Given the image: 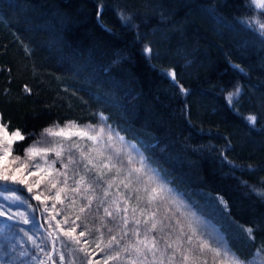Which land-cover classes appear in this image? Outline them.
Wrapping results in <instances>:
<instances>
[{
    "label": "trees",
    "instance_id": "trees-1",
    "mask_svg": "<svg viewBox=\"0 0 264 264\" xmlns=\"http://www.w3.org/2000/svg\"><path fill=\"white\" fill-rule=\"evenodd\" d=\"M121 11L133 17L130 24L121 22ZM261 11L246 8L244 0H0V120L9 131L31 134L13 155L23 156L46 127L67 121L83 127L103 113L195 214L242 256L252 257L264 245V199L247 186L264 184V39L240 20ZM258 18L264 22V15ZM146 44L154 49L151 58L143 52ZM167 69L175 71L177 84ZM236 85L242 93L230 105L226 96ZM249 115L258 117L254 126L245 119ZM43 186L51 197L46 204L55 208L45 213L41 207L34 214L47 237L57 222L71 227L63 224L64 217L75 219L86 201L61 204L46 180L33 193ZM31 195V204L38 206ZM97 204L80 214L91 229L81 239L89 241L84 246L93 264H104L110 250L101 248L109 233L101 227L98 248L95 229L103 208ZM53 215L49 229L45 221ZM5 220L0 218V250L14 234ZM77 223L78 233L84 223ZM240 225L253 227L254 241ZM45 245L52 249L51 240ZM75 259L81 264L83 254ZM254 264H264V253Z\"/></svg>",
    "mask_w": 264,
    "mask_h": 264
},
{
    "label": "snow or ice",
    "instance_id": "snow-or-ice-1",
    "mask_svg": "<svg viewBox=\"0 0 264 264\" xmlns=\"http://www.w3.org/2000/svg\"><path fill=\"white\" fill-rule=\"evenodd\" d=\"M253 5L256 10H264V0H244L246 8L251 9ZM118 15L122 23L132 22L131 15H126L123 11ZM262 15L264 11L257 13L256 18H241L240 22L264 39V22L258 18ZM100 16L101 10H98V20ZM143 52L146 57L151 58L154 49L146 44ZM234 67L243 71L240 65ZM165 74L171 77L174 84L178 83L174 70L167 69ZM25 90L30 91L27 88ZM180 90L182 93L188 91L183 86H180ZM241 93L242 88L239 85H236L232 92H228L226 99L229 104L234 105ZM96 116L95 124L88 123L83 127L75 121H67L63 127L54 124L44 128L41 137L24 148L23 156L13 153L22 146L18 142L24 141L31 134L26 136L21 130L9 133L7 126L0 120V218H6L4 226L14 231L9 247L13 256L9 264H76V253L83 254L81 264H93L84 246L89 241L81 239L88 236L91 229L83 222L80 214L91 209L96 201L97 208H103V215L99 217L100 226L95 229L99 233L98 248L104 239L101 227H106L109 233L107 242L101 248V251L110 250L104 264H108L109 260L120 264H208L207 254H211L213 264H254L257 255L264 253V245H261L252 257H244L221 234L206 236L194 226L193 221H182L180 217L186 216V213L181 211L183 202H177L171 197L172 189L167 186L166 180L160 178L157 182L156 176L148 175V172L152 171L147 165L149 158L137 149L140 159L136 160L123 146L125 137L107 124L103 113H97ZM245 119L254 126L258 117L249 115ZM44 136L54 137L56 141L39 147ZM132 148H136V145L132 144ZM50 154L55 158L52 159ZM7 158L11 159L4 163ZM57 163L59 168L56 167ZM29 177L38 178L29 182ZM45 180L50 185L48 191L57 189L55 199L61 204L66 199H71L73 206L79 200L86 203L79 207L80 214L76 215L75 219L70 221L68 216L64 217L63 224L71 223V227L63 228L61 222H57L55 229L46 230L47 237L42 236L40 242H37L35 234L39 233L42 226H37L35 215L29 212L40 211L41 207L43 211H48L46 201L51 197L45 196L43 192L33 194V187L39 188ZM69 180L72 185H69ZM242 183L247 185V181ZM16 185L26 188L27 192L32 194L31 199L38 201L39 205H31L28 198L22 195L23 188L12 187ZM121 185L127 195L119 191ZM247 186L257 197L264 199V184L259 188ZM114 187L117 191L109 200ZM97 189L102 191V195L98 194ZM69 192L73 194L72 197L68 196ZM133 198L136 202L134 205L130 204ZM219 199L227 207L223 198ZM169 205L175 207V212H180V217L175 215ZM22 206H27L28 211H20ZM161 206L164 209L163 216H160ZM52 207L55 208V204ZM53 220L55 215L45 221L49 229L52 228ZM166 220L175 221V224H165ZM77 221L84 223V230L78 233L77 229L81 224ZM20 225H30V228L25 229ZM239 227L248 240H255L253 227ZM114 231L116 234H113ZM60 235L65 237L66 241L60 240ZM24 238L30 247L25 245L17 248ZM45 240L52 241L51 250H48ZM57 241L61 244L59 249L56 247ZM66 242L74 247L68 248ZM54 256L58 259H54Z\"/></svg>",
    "mask_w": 264,
    "mask_h": 264
},
{
    "label": "rangeland",
    "instance_id": "rangeland-1",
    "mask_svg": "<svg viewBox=\"0 0 264 264\" xmlns=\"http://www.w3.org/2000/svg\"><path fill=\"white\" fill-rule=\"evenodd\" d=\"M9 131V130H8ZM11 131H9V133H10ZM46 138H49V139H45V140H43V143H41L40 145H38L39 147H45V146H48V145H50V144H52V143H54L55 141H56V138H54V137H46ZM73 139H75V137H73ZM132 142L131 141H129V140H127V139H125L124 140V142H123V146L126 148V150H128V151H130L135 157H136V160H139L140 159V156H139V152L137 151V147L136 148H132ZM50 156H51V154H50ZM51 158L52 159H54L55 157L54 156H51ZM40 163L42 164L43 162L42 161H40ZM137 166H139V165H137ZM148 168H150V169H152L150 166H148ZM147 170V169H146ZM123 175V174H122ZM148 175H152V176H156L157 177V182H159V180H160V176L158 175V173L157 172H155L153 169H152V171H150V172H148ZM38 177H35L34 178V180H36ZM169 188H170V186L169 185H167ZM12 187H18V188H21V186H18V185H16V186H12ZM45 189V187L43 186V187H41L40 189H39V191H37L36 193H38V192H43L44 193V195L46 194V192H44L43 190ZM170 189H172V188H170ZM56 191H57V189H54L53 190V195H55L56 194ZM119 191L120 192H122V193H124V195H127V191L126 190H124L123 189V186L121 185L120 186V188H119ZM36 193H33V194H36ZM4 195H10V193H4ZM22 195L23 196H25V197H27L28 198V200H29V203L31 204V202H30V197L28 196L29 195V193L27 192V189L25 188V189H23L22 190ZM171 197H173L177 202H183V199L179 196V194H177L173 189H172V192H171ZM43 197V196H42ZM41 197V198H42ZM0 201H2V198H0ZM136 202H135V199L133 198V200L130 202V204H132V205H134ZM183 204H184V207L181 209V211H183V212H185L186 213V216L185 217H180V212H175V207L174 206H172V205H169V207H172L173 208V211L175 212V215L177 216V217H180V219L182 220V221H185L186 222V220H191V221H193V223H194V226L200 231V232H203V233H205V235L206 236H208V235H212V236H215V235H217V234H219L218 232H217V230L215 229V227L214 226H212L211 224H209V222H207V221H205L203 218H201L200 216H198L197 214H195L184 202H183ZM32 205V204H31ZM46 206H47V208H48V211L47 212H45V211H43V209H42V212H45V213H50V211H51V208H52V206H51V204H46ZM142 206H146V205H142ZM160 209L161 210H164L163 209V206H161L160 207ZM20 211H28L27 210V206H22L21 208H20ZM29 214H34V211H30L29 212ZM35 215V214H34ZM35 221H36V219H35ZM37 222V221H36ZM172 223L173 224H175V221H172ZM21 227H24L25 229H28V228H30V225H20ZM38 227H40L39 225H37ZM185 231L187 232V228H185ZM12 235L14 236V234H11V232L8 234V238L10 239V237H12ZM21 235V237H23V234L21 233L20 234ZM5 237V236H4ZM4 237H3V241H4ZM42 237V233H41V227H40V231H39V233H36L35 234V238H36V240H37V242H40V238ZM12 241V239L8 242V244L3 248V250H0V264H9V261L11 260V258H12V256H13V253H11V252H9V247H10V242ZM25 245H27V246H29L30 247V245H28V242L26 241V238H24V240H23V242H22V244H20V245H17V248H20V247H22V246H25ZM186 247H190L189 245H185ZM43 258V257H42ZM207 258H208V264H213V262H212V258H211V254H207ZM33 264H34V262H33Z\"/></svg>",
    "mask_w": 264,
    "mask_h": 264
}]
</instances>
